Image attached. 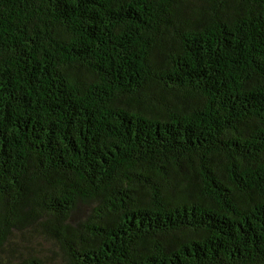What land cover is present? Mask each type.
Returning <instances> with one entry per match:
<instances>
[{"label":"trees","instance_id":"obj_1","mask_svg":"<svg viewBox=\"0 0 264 264\" xmlns=\"http://www.w3.org/2000/svg\"><path fill=\"white\" fill-rule=\"evenodd\" d=\"M0 264H264V0H0Z\"/></svg>","mask_w":264,"mask_h":264},{"label":"rangeland","instance_id":"obj_2","mask_svg":"<svg viewBox=\"0 0 264 264\" xmlns=\"http://www.w3.org/2000/svg\"><path fill=\"white\" fill-rule=\"evenodd\" d=\"M88 212V209L85 207H81L79 212H78V216L83 217L86 213ZM33 247L35 248V251H39V254L41 256H51L52 254L49 253L51 247V243H49L48 241H45L43 239H38V240H34L32 241Z\"/></svg>","mask_w":264,"mask_h":264}]
</instances>
